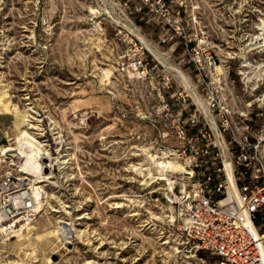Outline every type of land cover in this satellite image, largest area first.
Masks as SVG:
<instances>
[{"label":"rangeland","instance_id":"1","mask_svg":"<svg viewBox=\"0 0 264 264\" xmlns=\"http://www.w3.org/2000/svg\"><path fill=\"white\" fill-rule=\"evenodd\" d=\"M165 2L168 23L136 0H0V113L25 115L21 129L47 154L40 178L23 164L32 189L41 187V210L9 241L0 237V264H217L204 250L173 259L172 243L163 249L156 239L162 225L144 227L146 192L165 177L156 160L173 142L162 137L154 81L123 72V56L137 38L156 69L172 74L171 92L187 88L183 77L196 81L192 60L212 56L242 107L264 92V0ZM177 26L185 39L162 43ZM17 137L16 124L0 149V178ZM65 223L77 240L63 249ZM21 228L24 252L13 237Z\"/></svg>","mask_w":264,"mask_h":264},{"label":"built area","instance_id":"2","mask_svg":"<svg viewBox=\"0 0 264 264\" xmlns=\"http://www.w3.org/2000/svg\"><path fill=\"white\" fill-rule=\"evenodd\" d=\"M136 1L161 22L170 21L165 0ZM174 32L161 42L185 39L179 26ZM134 39V51L123 56L127 60L122 70L132 78L154 81L162 137L173 142L172 150L160 155L179 166L167 165L165 177H155L157 189L146 192L152 203L142 206L144 227L162 225L156 239L163 249L172 243L177 261L183 253L204 250L217 264H264V92L250 93L238 107L241 101L224 91L227 79L216 71L212 56L192 60L196 81L171 92L172 74L162 65L156 69L159 63L152 64ZM34 207L28 175L12 167L0 178L2 240L35 216ZM66 224L60 228L63 249L77 240Z\"/></svg>","mask_w":264,"mask_h":264},{"label":"bare ground","instance_id":"3","mask_svg":"<svg viewBox=\"0 0 264 264\" xmlns=\"http://www.w3.org/2000/svg\"><path fill=\"white\" fill-rule=\"evenodd\" d=\"M218 69H220V68L216 67L217 72H219ZM183 79L186 83V86L188 87L189 86L188 80L185 77H183ZM15 117L17 119L16 124H17V131H18L17 147L14 149H11L13 156L11 157L12 159L8 157V160L10 161L9 163H10L11 167H14L16 170L22 171L28 175L29 188H30L31 194L35 200L34 212L36 214V213H39V211L41 210V203L37 202V198L35 196V193H39L41 191V187L40 186L35 187L33 185L34 187L32 189L31 185L33 183L34 175L32 177V174H30L29 170H27L28 167H24L23 164L28 163L30 166L37 168L36 169L37 172H35V173H37L36 175L39 177V176H41L40 172L42 171V161H43V159H45V156H47V154H46V151L44 150V148L40 145V143H38L36 140H34L27 131H24L21 129L22 126H24L27 123V119H26L27 117L25 115L19 114L18 112L15 113ZM29 129H31V128H29ZM150 157L154 160L157 158V157H154L153 155H151ZM159 159L160 160H156V162L161 161L159 163V165L161 167H163L164 170H165V168H167V165H171V166L174 165L175 168H179V166L176 163H172V161H167V159L163 155L162 156L160 155ZM13 161L16 164H12ZM38 183H41V182H38ZM28 222H29V220H27V223ZM23 229H25V228H21L20 230H18V234H16L17 236H13V237L19 238L18 239V245H19L18 250H19V252H24V251L28 250V248H29V244H27L28 239L24 236ZM14 231L16 232L17 229ZM14 231H12V233ZM2 241L3 242L9 241V238H7L6 241L5 240H2ZM33 255L34 254H31V256H33ZM49 263H51L50 260H49ZM87 263L91 264V261H89Z\"/></svg>","mask_w":264,"mask_h":264},{"label":"crops","instance_id":"4","mask_svg":"<svg viewBox=\"0 0 264 264\" xmlns=\"http://www.w3.org/2000/svg\"><path fill=\"white\" fill-rule=\"evenodd\" d=\"M17 119L10 113H0V149L6 147L3 146L7 141L8 131L14 125L16 129Z\"/></svg>","mask_w":264,"mask_h":264}]
</instances>
